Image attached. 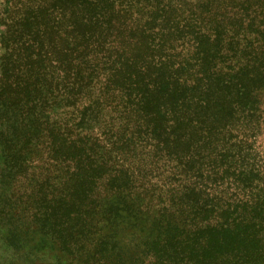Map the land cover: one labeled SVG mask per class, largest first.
I'll return each instance as SVG.
<instances>
[{"label": "trees", "instance_id": "obj_1", "mask_svg": "<svg viewBox=\"0 0 264 264\" xmlns=\"http://www.w3.org/2000/svg\"><path fill=\"white\" fill-rule=\"evenodd\" d=\"M0 29L29 256L264 264V0H0Z\"/></svg>", "mask_w": 264, "mask_h": 264}, {"label": "rangeland", "instance_id": "obj_2", "mask_svg": "<svg viewBox=\"0 0 264 264\" xmlns=\"http://www.w3.org/2000/svg\"><path fill=\"white\" fill-rule=\"evenodd\" d=\"M3 52L4 51L0 41V57L2 56ZM1 100L2 102H4V100L0 98V101ZM0 107L3 108L4 103H1ZM7 121L8 120H6L0 113V157H3L1 150V133ZM19 123H21V120L19 121ZM259 144L263 146L262 148H264L263 140L260 141L258 145ZM247 158L248 167H257V165H259V161L255 157V155L251 154ZM20 185L21 184L19 183L17 184V186H7V184L5 183V177H3V172L0 171V264H45L48 261H46L45 259L36 258L35 256H29V251L25 247H23L20 242L14 240L12 236H10V233L12 232L11 219L18 218V216L15 214L26 211L28 205H5L3 199H5L6 196H9L10 193L20 194V189L22 188ZM36 206L38 205H30L29 212L35 211ZM42 216L43 218L46 217L47 213H43ZM21 218L22 216L20 214L18 223L20 222ZM49 264H53V262H49Z\"/></svg>", "mask_w": 264, "mask_h": 264}]
</instances>
